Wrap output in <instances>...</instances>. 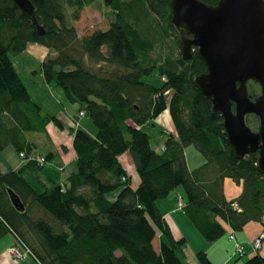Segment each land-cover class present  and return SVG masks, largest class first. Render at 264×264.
Here are the masks:
<instances>
[{"label": "trees", "instance_id": "obj_1", "mask_svg": "<svg viewBox=\"0 0 264 264\" xmlns=\"http://www.w3.org/2000/svg\"><path fill=\"white\" fill-rule=\"evenodd\" d=\"M96 1L28 0L30 13L17 0H0V154L8 147L24 154L18 170L0 173V240L12 234L40 264H185L177 249L186 239L174 237L157 204L178 187L185 193L178 195L180 210L207 241L250 222L264 230V174L254 153L235 157L221 114L195 86L207 69L195 53L183 59L170 0H101L109 8L106 27L80 36L73 23ZM30 44L49 51L41 62L44 81L59 86L98 129L95 137L74 131L77 169L62 184L44 177L49 157L40 165L42 155L28 140L50 124L64 127L42 113L12 59ZM154 73L158 85L143 81ZM254 84L260 90L250 83L252 98ZM165 111L173 129L158 152L141 127ZM191 145L204 159L193 170L186 157ZM126 154L139 177L135 188L120 159ZM226 178L242 186L235 199L225 196ZM197 258L215 264L204 251ZM245 264H264V256L257 252Z\"/></svg>", "mask_w": 264, "mask_h": 264}, {"label": "water", "instance_id": "obj_2", "mask_svg": "<svg viewBox=\"0 0 264 264\" xmlns=\"http://www.w3.org/2000/svg\"><path fill=\"white\" fill-rule=\"evenodd\" d=\"M32 13L28 0H17ZM111 4L112 0H104ZM172 24L182 41L181 53H193L207 71L194 78L195 86L223 118L227 139L235 157L254 153L256 166L264 174V0H170ZM260 86L255 97L248 83ZM258 118L253 130L247 117ZM13 205L25 209L18 195L9 190Z\"/></svg>", "mask_w": 264, "mask_h": 264}, {"label": "rangeland", "instance_id": "obj_3", "mask_svg": "<svg viewBox=\"0 0 264 264\" xmlns=\"http://www.w3.org/2000/svg\"><path fill=\"white\" fill-rule=\"evenodd\" d=\"M69 11L70 9L68 10V12ZM108 13H109V8L106 7L101 0H98L93 4L86 6L83 12L81 13L80 19L74 22L73 25L76 27L78 34L82 36L86 33L93 31L94 29L106 27L107 25L106 18ZM168 40H174L173 35H170ZM166 42L169 43L167 40ZM45 49L46 48L40 44H30V46L26 49V51H24L20 55L12 57L16 65V68L20 76L22 77L24 83L26 84L31 96L33 97V99L37 100L40 103L41 111L43 114L49 113L50 111H52L55 115H58V113L60 112L67 113L68 117H70V121H71L70 123H72V125L75 126L73 129H75L76 126L81 125V119L91 124L92 120L87 115H81V111L79 113L80 108L78 107L77 104H72L69 101H67L63 90L59 86H57L54 83L49 84L44 82L43 75L41 72V62ZM143 81L153 83L155 85H158L160 83L159 77L156 73L148 77H144ZM252 82L250 81L248 83L249 89H250L249 85L250 83L252 84ZM253 86L256 88L257 93H260V90L257 89L258 86L255 84ZM249 116L247 117V122L249 126L253 130L257 131L259 127L258 118L254 115L253 117L252 116L249 117ZM254 117L257 119L256 121H253ZM93 126L94 128L96 127L95 125ZM168 126L173 127V121L171 119L170 114L167 111H165L160 117L153 120L152 122L146 123L141 127L142 131L148 133L151 136L152 147L158 152L162 151V145L166 139V133L171 132L170 130H168L169 128ZM65 136L67 135L65 134ZM18 156L20 157V155ZM186 157H188L193 167L197 165L196 161L198 158H203L202 155L192 145L186 148ZM54 161H57V159H55ZM47 168H50V166L45 165L44 169ZM53 168H59V167L55 166ZM127 170L129 171V173H131V176L133 175L132 177L133 185H135V183L139 180L135 167L134 166H132L131 168L127 167ZM24 177L36 189L38 190L42 189L30 171L24 174ZM178 189L181 191L179 192ZM177 192H178L176 196L177 210L178 209L180 210L177 198L178 195H182L185 198V193L182 187H178ZM112 197H115V195H112ZM191 226L195 230L194 232H196L195 234H197V236L189 233L188 230L184 228L185 232L188 235V241H186L177 249L178 254L182 258V260H184L185 264H200V261L197 258V253L199 251H205L210 257V259H212L213 261L217 259L215 257H218L220 255L221 257L228 258L227 260L229 264H245L246 261L253 256L252 253L253 249H251L252 248L251 246L250 249L248 248L247 254L243 256H239L235 252L233 242H231L228 238V233L224 234L215 242H209L199 233V231L194 227L193 224H191ZM13 247H17V248L22 247L20 244L16 243L15 238L13 245L10 246L7 250V254L9 256L8 257L9 262L19 263L25 258L31 257L36 262V264H39L29 252H28L29 254H27L23 258L22 257L16 258V256L10 255L9 250H11V248ZM215 253L217 254V256H215ZM259 253L262 256H264V244L262 249L259 251Z\"/></svg>", "mask_w": 264, "mask_h": 264}, {"label": "crops", "instance_id": "obj_4", "mask_svg": "<svg viewBox=\"0 0 264 264\" xmlns=\"http://www.w3.org/2000/svg\"><path fill=\"white\" fill-rule=\"evenodd\" d=\"M48 49L44 50L43 59L48 54ZM45 82V81H44ZM33 98V97H32ZM36 103L40 105V103L33 99ZM41 107V105H40ZM79 107V105H78ZM80 108V107H79ZM80 113V109H79ZM49 115L56 116L63 124V128L60 129L52 124L48 125L46 132L44 133H29L28 140L32 142L36 148L35 152L42 156H48L50 162L47 164L50 168L44 169L43 174L44 177L49 178L50 180L56 183H64L67 177L76 171V152L73 148V133L76 129L80 128L88 132L91 136L95 137L97 135L98 129L97 127L94 128V124H90L87 121H83L81 119V125L75 126L70 123V117H68L67 113L60 112L58 115H55L52 111L49 113H45ZM169 127V126H168ZM68 129V130H67ZM173 127H169L168 130L172 131ZM65 134L67 136H65ZM164 144V143H163ZM163 148V145H162ZM19 154L12 148L8 147L0 154V173H5L12 170H18L23 164L24 159L18 156ZM57 159V161H54ZM121 161L126 167L134 166L132 163L131 158L126 154L121 156ZM188 164L190 169H195L201 166L204 163L203 158L197 159V165L193 167L191 165L188 157ZM58 166L59 168H53ZM28 171L23 173L26 174ZM131 174V173H130ZM133 175L131 176V185L135 188L137 187L139 180L133 185ZM180 192L181 190L178 189ZM242 192V186L236 184L232 179L226 178L224 181V193L228 200H232L237 198ZM178 192L177 189L172 192L170 196L165 199L158 200L157 204L160 210L163 213V216L168 223L174 237L176 239L185 238L188 241V235L185 232L184 228L188 230L189 233L195 234V230L191 226L190 220L184 214L182 210H177V202L176 196ZM263 230V226L259 222H250L248 223L241 231L236 232L237 240L245 247L246 251L250 246L252 247V241L258 236V234ZM14 243V236L9 234L8 236L4 237L0 241V264H36V262L31 258L27 257L24 260L20 261L19 263H12L8 261V254L7 250L10 246ZM253 249V248H251ZM217 251V250H215ZM205 252V251H204ZM214 252V250H213ZM253 255L255 254L252 250ZM180 256V255H179ZM215 256L217 254L215 253ZM217 258L215 261H212L215 264H229L228 258L225 257H215ZM182 259V258H181ZM184 261V260H183ZM185 263V262H184Z\"/></svg>", "mask_w": 264, "mask_h": 264}, {"label": "built area", "instance_id": "obj_5", "mask_svg": "<svg viewBox=\"0 0 264 264\" xmlns=\"http://www.w3.org/2000/svg\"><path fill=\"white\" fill-rule=\"evenodd\" d=\"M81 115H85L84 112H81ZM20 157L23 159L24 157V154L21 153L20 154ZM38 159V162L40 163V165H44L45 163H47V160L45 157L43 156H40L37 158ZM178 205H179V208L182 209L183 206H184V203H183V200L182 198L179 196L178 197ZM228 238L231 242H233L234 244V248H235V252L239 255V256H243L245 254H247V251L245 249V247L237 240L236 238V234L234 232H231L229 235H228ZM263 244H264V230H262L258 236L252 241V248H253V251L254 252H259L262 247H263ZM22 249H25V250H22ZM29 250L25 247H20V248H17V247H13L11 248V250H9V253L10 255L12 256H16V258H23L25 257L28 253ZM40 264V263H39Z\"/></svg>", "mask_w": 264, "mask_h": 264}]
</instances>
